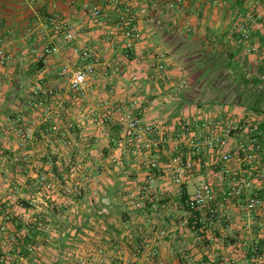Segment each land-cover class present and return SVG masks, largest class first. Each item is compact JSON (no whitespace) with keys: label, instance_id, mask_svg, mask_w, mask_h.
<instances>
[{"label":"crops","instance_id":"0c3cea01","mask_svg":"<svg viewBox=\"0 0 264 264\" xmlns=\"http://www.w3.org/2000/svg\"><path fill=\"white\" fill-rule=\"evenodd\" d=\"M171 1L173 0H139L138 29L142 37L135 43L134 49H127L120 34L109 38L108 32L112 23L116 21L118 11L110 6L107 0H98V3L106 17L112 18V23L103 20L99 24H95L80 7L83 0H75L73 4L70 0H0V40L9 43L12 54V62L0 76V139L4 141V155H0V159L2 157L0 164L5 166L0 167V170L4 171L8 167L6 162L11 161L17 152L28 151L31 154L36 151L31 145L27 150L19 148L13 133L7 130L10 120H14L17 116L16 111L22 106L20 97L33 94L36 85L40 84L39 86L43 88L44 85L50 84L51 77L58 75L64 67L73 70L82 65L81 59L70 51L62 35L54 33L49 28L44 33L43 25L49 18L70 21L76 31L75 42L98 51L101 64L96 69L93 80L78 94L79 97L69 88L65 91L68 96L65 100L63 118L61 117L64 124L61 134L66 140L73 138L74 141L80 139H87L90 142L108 141L100 149L93 145V150L83 151L80 156L83 155L84 159L78 157V160L91 162L87 158L88 154H93L95 156L91 162L93 169L102 171L109 158L118 156L121 159L120 172L117 174L124 176L119 175V178H115L111 172V175H106L108 181L104 182L113 206L119 205L123 210L127 191L141 185L145 180L147 168L144 161L157 159L163 165L169 162L175 148L176 129L180 121L217 115L228 118L229 121L243 119L232 115V111L227 113L226 109L222 110L223 113L220 111L209 115L207 107L215 104L214 102L208 101L205 107L195 105L192 99L183 93L194 87V85L189 87V73L194 76L193 84L206 83L196 80L197 72L194 68L199 60L207 57L228 58L226 51L229 49L233 51L236 62L240 64V54H251L233 42L231 31L237 12L251 8L256 13H262L264 0L258 2L221 0L225 2L224 6H218L215 0H185L183 6L175 5L169 8L168 4ZM178 30L184 32L185 40H179L180 36L176 34ZM46 37L60 47L58 54L41 56ZM216 39L220 40L219 44L217 43L219 47L213 50V42ZM252 43L257 46L256 52L251 54L256 58L254 60L257 64L264 57V28L260 25L252 29ZM258 48L263 49V52L255 56ZM159 53H165V58L161 59ZM179 59L186 60L189 64L188 69L179 63ZM160 62L165 66L162 70L157 69ZM113 76L117 77L115 82H108L107 85L102 83L103 79H111ZM181 80H186L187 83L182 88L179 87ZM32 82L35 84L31 85ZM86 87L90 88L91 95L88 94L89 89ZM210 87L212 88L210 85L206 88ZM110 91L112 92L107 94ZM84 93L87 100L83 97ZM234 106L244 108L241 103L233 104L232 107ZM87 108L98 114L100 126H84L83 111ZM130 110L139 111L145 122L159 123L164 131V143L149 152L134 153L130 149L127 158L125 147L130 143L123 142L120 138L116 123ZM249 113L244 108L243 114L255 117L259 127L261 122L257 120V113L255 112V115ZM28 117L26 118L30 123L35 125L36 137L47 139L48 127L44 126L40 119L35 121L36 118L31 115ZM106 117L113 120L111 125L105 122ZM68 123H71L70 126L73 125L72 130L67 129ZM218 156L216 152H204L199 157L200 167L184 187L189 194L206 179V176H209L216 190L223 188L224 175L219 168L212 166V162L216 161ZM160 177L163 187L171 192L173 186L169 173L162 171ZM3 191L4 187L0 185V200ZM244 200L245 196L239 202L230 206L225 205L223 208L218 197L216 206L218 208L220 206V209L232 207V215L230 219L222 217L214 228H209L204 223L200 217L202 214L186 211L169 195V192L162 197L157 210L154 211L147 205L137 209L136 213L133 212L131 218L123 211L120 216H107V211L103 209L94 218L107 223L110 233L108 236L95 237L92 248L102 246L109 254L130 259L135 247L141 242V235L135 236L133 241L130 240L132 231L138 229L142 234H147V226L158 223L159 228L165 231L164 236L155 239L159 248L158 257L138 258L135 264H251L240 249L241 241L251 239L246 226V212L241 209ZM13 211L16 215H21L18 205L13 207ZM183 217L189 218L190 224L187 227L180 224ZM18 224L19 221L14 218L11 231L21 234L22 230H18ZM62 250H59L60 253Z\"/></svg>","mask_w":264,"mask_h":264},{"label":"built area","instance_id":"2783aa9c","mask_svg":"<svg viewBox=\"0 0 264 264\" xmlns=\"http://www.w3.org/2000/svg\"><path fill=\"white\" fill-rule=\"evenodd\" d=\"M74 2L75 0H70L71 4ZM107 2L118 11L114 23L112 18L106 17L98 0H83L80 7L95 24L103 20L112 23L108 32L109 38L120 34L124 38L125 48L134 49L135 43L142 37L138 29L139 0H107ZM214 2L218 6L225 5V2L221 0ZM185 3V0H173L168 7L183 6ZM256 25L264 28V12L256 13L251 8H244L236 13L231 31L233 42L252 54L257 50V46L252 43V29ZM48 28L62 35L70 51L82 61L81 66L73 70L64 67L58 74L67 77L69 89L80 94L85 85L93 80L96 69L101 64L98 51L75 42L76 31L68 20L49 18L43 25L44 33ZM44 39L46 43L42 46L41 56L48 57L60 52L59 46L51 43L47 37ZM165 56V53H159L161 59ZM11 62L9 43L6 40H0V76ZM164 67V64L160 62L157 69L162 70ZM186 84V80H181L179 87L182 88ZM33 89L32 100L30 99L27 103L31 111L41 110L43 118H46L53 112V103L61 106L55 100L58 95L56 87L42 88L36 85ZM90 118L96 124L101 121L97 113H91ZM111 120L109 117L105 118V122H111ZM116 124L119 127L120 138L123 142L130 143L134 153L149 152L164 143L162 126L157 122H145L137 110H130L123 114ZM177 126L175 148L169 162L163 165L157 159L144 161V166L147 168L145 180L141 185L127 191L126 203L122 211L129 218L133 217L134 211L147 205L155 211L162 197L169 192V195L175 198L186 211L202 214L200 217L204 223L209 228H214L222 217L230 219L232 215V207L220 209V206L224 208L225 205H233L245 196L241 209L246 212V226L251 239L241 241L240 249L251 264H264V130L258 128L256 118L251 115L238 121H229L228 118L218 115L189 118L180 121ZM53 129H56V126H53ZM7 130L13 133L19 148L27 144L35 133L34 126L22 114H17L14 120H10ZM0 146H4L2 139H0ZM204 152H216L219 155L218 159L212 162V166L219 168L224 175L223 188L216 190L209 176H206V179L189 194L184 188L185 184L200 167L199 157ZM20 158L27 157L15 154L11 161L17 162ZM0 161L2 162V157ZM0 167L3 165L0 164ZM162 171L170 175L173 186L171 192L167 191L160 182ZM36 178L43 189L48 191L52 188L53 185L47 181L46 176L37 174ZM0 185L5 188L10 186L2 170H0ZM13 188L15 192L4 190L0 200V264H38L36 245L30 241L20 248L17 234L11 231L14 219L13 207L17 204L16 199L19 197L18 187ZM65 189L70 191L69 186ZM218 197L222 204L218 205L219 208L215 203ZM92 224L95 229L92 233L90 232L91 236H94L95 232H97V238L101 235V237L109 235L110 228L107 223L94 219ZM180 224L182 227H187L190 224L189 218L183 217ZM38 225L41 224L38 223ZM146 230L147 234H142V231L138 229L132 231L130 240L133 241L135 236L141 235V242L135 247V252L130 259L109 254L102 246L91 248L86 243H81L78 246L79 249L75 251V263L135 264L138 258H156L159 255V248L155 239L164 236L165 231L159 228L158 223L148 225Z\"/></svg>","mask_w":264,"mask_h":264},{"label":"rangeland","instance_id":"374dc122","mask_svg":"<svg viewBox=\"0 0 264 264\" xmlns=\"http://www.w3.org/2000/svg\"><path fill=\"white\" fill-rule=\"evenodd\" d=\"M176 34L180 36L179 40H185L184 32L178 30ZM261 52H263V49L258 48V53H256L255 56L261 54ZM251 54H240V67L247 78L254 76L257 71L256 62L254 60L255 57ZM179 63L182 66H186L188 69L189 64L186 63V60L179 59ZM190 68L192 67H189V69ZM214 76H217V80L213 85H210L212 88H206V81L205 85L204 82L203 84H193L194 76H191L189 73V87L193 85L194 87L190 89V91H187V89L183 94L187 97L189 96L188 98H191L195 105L200 104L202 107H205L206 103L210 100L214 102L215 104L207 107V114L209 115L217 112L220 113V111L223 113L222 110L226 109L228 110L227 113L232 111L231 114L238 118L247 117V114H243L244 108L240 109L238 106L232 107V105H237V103H241V105L249 103V101L254 98V92H256V90L252 92L253 86L239 84V81L234 78L229 68L222 69L218 67V69L211 74V79L209 80L212 81ZM116 78L117 77L113 76L111 79H103L102 83L107 85L108 82H115ZM51 79L52 81L48 85H53V87H56L59 91L55 100H57L61 106L53 103V112L50 116L43 118L44 116L41 110H36L34 112L30 110L27 105L28 102L26 101L32 100V93L24 95L23 97L21 96L19 99L22 102V106L16 111L17 114H22L25 117L29 115L33 117L32 114H34L35 116L33 118H36L35 121L40 119L41 123H44V126L48 127L49 135L47 139L41 138V136L36 137L35 132L32 139L24 146H21V149L27 150L29 145H31L36 151H33L31 154L28 153V151L17 152L20 157L26 155L27 158H20L15 164L11 161L8 163L6 162L8 167L6 168L7 170L4 169L3 173L5 177L8 178L10 186H7V188L4 187V190L15 192L13 188L15 186L19 189V197L16 199L17 204L15 205L19 206L21 215H16V212L13 211L14 218L22 225L21 230L23 233L35 227L36 235H33L31 242L38 248V259H40L38 264H76L75 251L79 249L78 246L81 243H86L87 246L92 248L95 244L93 239L97 236V232L94 233V236L90 235V232L92 233L95 229L92 221L96 219L92 214L96 213V211L97 213L99 212L97 208L100 200L108 195L104 184V182L108 181L106 175H111L112 172L115 178H119L120 174L117 173L120 172L119 161H121V159L118 156L109 158L105 162L102 171L93 169L91 164L92 158L95 157L93 154H88L89 158H87V160L91 162L78 160V157H83L84 159L83 155L80 156V153H83V151L93 150V145H97L100 149L103 145L107 144L108 141L98 142L95 140L90 142V140L87 139L74 141L73 138H68V140H66L62 137L61 129H63L64 124L61 122V117L63 118L65 100H67L66 97L68 96L65 92L66 89L69 88L67 87L68 78L56 75L51 77ZM32 84H35V82H32L31 85ZM41 86L43 85L41 84ZM86 89H89L88 94L91 95L92 92H90V88L86 87ZM254 89L258 88L254 87ZM112 91L114 92V89H112ZM112 91L107 94H110ZM86 93H84L83 97L86 96ZM71 97H73L72 94ZM85 100H87V97H85ZM49 101L50 100H48V103H50ZM262 103L264 107V101H262ZM228 105H230V107ZM83 112H85L83 113L85 117L84 126L95 125V127H97L101 125L92 122L90 114L93 112L90 108L85 109ZM249 112V114L252 115L255 113L253 111ZM257 120L260 121L261 124L264 123V114L257 113ZM112 123L113 122H108L110 125ZM30 124L33 125L32 123ZM70 124L71 123L67 124V129L72 130L71 128L73 125L70 126ZM13 125H15V123ZM33 126L35 128V125ZM53 126H56V129H53ZM86 137H88V135ZM31 143H33V145ZM127 145L125 149L128 158L131 146L129 144ZM3 148V146L0 147L2 151V153L0 152L1 156L4 155ZM15 169H18V171H15ZM37 174L46 176L47 181L52 183L53 186L50 190L47 191L43 189L36 178ZM123 176V174L122 176L120 175V177ZM121 181L123 182L124 180ZM67 186H69L70 191L65 189ZM32 203L33 205H31ZM134 212L136 213V211ZM38 223L41 225H38ZM62 245L64 248L62 250L63 252L60 253L59 250Z\"/></svg>","mask_w":264,"mask_h":264},{"label":"trees","instance_id":"16d2710c","mask_svg":"<svg viewBox=\"0 0 264 264\" xmlns=\"http://www.w3.org/2000/svg\"><path fill=\"white\" fill-rule=\"evenodd\" d=\"M260 1V0H259ZM219 39H216V41L213 42V50L217 47H219ZM218 43V44H217ZM217 44V45H216ZM264 48V43H263ZM227 57L228 58H220V57H213V58H204L197 62L195 69V72H197L196 80L197 82H207V87L209 85H213V83L217 80V76H214L212 81L211 74L215 72L216 69L219 68H229L234 75V78L239 81V84H243L244 86L252 85L253 89L252 92H254V98H252L249 103L242 104L244 108H246L248 111H253L256 113H263L264 114V107L262 106V101H264V57L259 60V62L256 64L257 71L256 74L250 78H247L246 74L242 72V68L240 67V64L236 62L235 60V54H233V51L227 50ZM254 87L258 89H254ZM255 115V113H254ZM257 116V115H256ZM259 129L264 130V123L260 124ZM106 198L110 200V203L107 205L102 200H100L99 206L97 208L98 211H102L105 209L107 211V216H120L122 213V209L119 205L112 204L111 196L107 195ZM114 207V209H113ZM96 213H93V216H98ZM14 220V219H13ZM18 230L21 231L22 225L18 224ZM31 228V227H30ZM16 233V232H15ZM33 235H36L35 227L29 229L27 232H22L21 234L17 233L19 242H20V248H23V244L32 241ZM64 246L62 245L61 249H63Z\"/></svg>","mask_w":264,"mask_h":264},{"label":"water","instance_id":"95a60500","mask_svg":"<svg viewBox=\"0 0 264 264\" xmlns=\"http://www.w3.org/2000/svg\"><path fill=\"white\" fill-rule=\"evenodd\" d=\"M102 201H103L105 204H107V205L109 204V199H108V198H106V197H105V198H103V199H102Z\"/></svg>","mask_w":264,"mask_h":264}]
</instances>
